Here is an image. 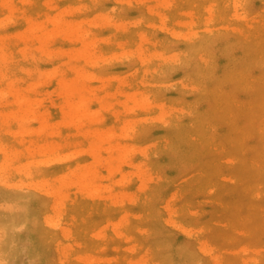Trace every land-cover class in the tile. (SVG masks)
<instances>
[{
  "label": "rangeland",
  "instance_id": "1",
  "mask_svg": "<svg viewBox=\"0 0 264 264\" xmlns=\"http://www.w3.org/2000/svg\"><path fill=\"white\" fill-rule=\"evenodd\" d=\"M12 1L0 0V113L15 111L0 137L11 127L32 148L16 168L37 165L0 182V239L15 250L0 264H264V0ZM56 15L50 33L81 23L78 35L31 34ZM43 152L73 160L38 165ZM85 162L90 178L69 184L95 193L64 191L55 208L51 174ZM49 215L58 227L38 239ZM18 219L16 233L2 227Z\"/></svg>",
  "mask_w": 264,
  "mask_h": 264
},
{
  "label": "bare ground",
  "instance_id": "2",
  "mask_svg": "<svg viewBox=\"0 0 264 264\" xmlns=\"http://www.w3.org/2000/svg\"><path fill=\"white\" fill-rule=\"evenodd\" d=\"M5 1V2H4ZM7 2V3H6ZM3 3H4V6L5 7H7L8 6V4H11V3H13V1L12 0H3ZM5 3L7 4V6L5 5ZM11 7H9L8 9L9 10H12V8L10 9ZM62 15V14H61ZM59 16H60V14H59ZM58 15H56L55 17H54V20H52V18H45V19H43L42 21V23H33L32 21H30V24H31V27H30V29H31V34H33V33H35L37 30H40V32H41V30H42V33L43 34H45V32H47L49 29L47 28V24L48 23H50V24H56V23H60L59 22V18L61 17H59ZM11 16L9 15L8 17H7V19L5 20V21H7V20H9V18H10ZM59 17V18H58ZM61 20V19H60ZM69 23H70V21H69ZM72 23V22H71ZM54 24V25H55ZM68 23H66V25H67ZM53 25V26H54ZM80 25H81V23H76L74 26H72V24H71V28L70 29H67V30H65V28L63 29V31L61 32L60 31V33H57V32H59V30L60 29H57V27L55 26V28L54 27H52L53 28V32L52 33H50L51 31H48L46 34H49V36H53V35H51V34H53L54 33V35L57 33V35L56 36H58V37H67L68 36V34L70 33V32H72L71 34H75L77 31H75V29L77 30V28H78V26L80 27ZM41 26V27H40ZM57 26H58V24H57ZM68 28H69V24H68V26H67ZM51 28V29H52ZM59 28V27H58ZM57 29V30H56ZM79 29V28H78ZM47 30V31H46ZM55 30V31H54ZM73 31L75 32V33H73ZM56 32V33H55ZM38 34V33H37ZM45 34V35H46ZM77 35H78V32L76 33ZM44 35V36H45ZM33 36V35H32ZM31 36V37H32ZM43 36V37H44ZM47 36V35H46ZM30 37V38H31ZM35 39H37L38 38V36L36 37L35 36V34H34V36H33ZM33 37H32V39H33ZM53 37H55V36H53ZM40 38V37H39ZM42 38V37H41ZM80 38V37H79ZM27 40H29V39H27ZM32 41V40H31ZM42 42H41V44L43 43V45H45L44 43L45 42H43L44 40L42 39L41 40ZM46 41V40H45ZM79 42L81 43V48H80V52L78 53V54H81L82 55V53L84 54L85 52H86V56L88 57V58H86V61H88L89 60V58L91 59V55L90 56H88V53L90 52V51H88L89 49V45H90V43H85L81 38L79 39ZM97 43H98V41H96ZM91 43L93 44V42L91 41ZM86 44H89V45H87L86 46ZM43 45L41 46V48H43ZM95 45V42H94V44L92 45V46H94ZM26 47V46H25ZM88 47V48H87ZM22 48L24 49V46H22ZM31 48V47H30ZM20 50H21V47L19 48ZM22 49V50H23ZM26 49V48H25ZM86 49H88L87 51H86ZM43 50V49H42ZM29 51H30V49H29ZM28 51V52H29ZM88 52V53H87ZM3 53V52H2ZM85 55V54H84ZM83 55V56H84ZM81 58L82 59H84L82 56H81ZM79 59H80V55H79ZM78 59V60H79ZM88 59V60H87ZM91 63H92V61H91ZM86 64H87V62H86ZM58 68V67H57ZM59 70V69H58ZM76 73H78V71H75ZM62 73V72H61ZM54 75V74H53ZM57 75V74H56ZM80 75V74H79ZM55 76V75H54ZM60 78V77H59ZM58 78V79H59ZM76 78V77H75ZM86 78H89V77H86ZM57 80V79H56ZM74 80V79H73ZM61 81V80H60ZM59 81V82H60ZM74 82H76V80H74ZM30 90V89H29ZM31 91V90H30ZM21 94V93H20ZM23 94H24V92H23ZM21 94V95H18L17 94V96L18 97H21L22 98V101H26V102H29L30 103V101L33 99V98H31L32 96H29L28 95V93H26V94ZM128 97H127V100H128V103H129V101H130V99H129V96H132L133 97V94L132 95H127ZM136 95L134 94V97H135ZM134 97L131 99V100H133V102L132 103H134V101L136 100V99H134ZM124 99H126L125 98V96H124ZM123 99V100H124ZM84 101H85V99L82 101H79V102H81V103H79V104H76L77 106L74 108L75 110H73L74 112V114H76L77 113V110L78 111H83L85 108L83 107L84 105H86V102H85V104H84ZM123 102H125V104L127 103V101L126 100H124ZM131 103V102H130ZM28 104V103H27ZM84 104V105H83ZM20 105V104H19ZM133 105V104H132ZM134 105H135V103H134ZM87 106V105H86ZM127 106V105H126ZM83 108V110H80V109H82ZM13 108L14 107H12V106H8V107H6V109L4 110V112H2V113H7V114H4V115H8L9 116V114L11 113V115H12V113H14V111H13ZM28 109H29V106H28ZM77 109V110H76ZM20 110V109H19ZM76 112V113H75ZM2 113H0V116H1V114ZM25 113V112H24ZM24 115V114H23ZM27 116H28V114H27ZM74 116V115H73ZM76 116H77V114H76ZM16 118V117H15ZM19 118H22V115H20V117ZM27 118V117H26ZM25 117H23L22 118V122H26V120H28V119H26ZM72 118V117H71ZM42 119H43V117H42ZM17 120V119H16ZM44 121V120H43ZM42 121V122H43ZM74 121V120H73ZM59 122V121H58ZM61 122H62V120H61ZM60 122V123H61ZM18 123V122H17ZM65 123V122H64ZM63 123V124H64ZM19 124H21L20 123V121H19ZM45 124V123H44ZM44 124H42V128L43 129H45V127L46 126H48V128H50V126L52 125H50V124H48V125H44ZM54 125L56 126V125H58L59 126V124H56V123H54ZM68 125V124H67ZM70 125H71V123H70ZM20 126H23V125H20ZM55 126L53 127V128H55ZM64 126V125H63ZM24 127V126H23ZM22 127V128H23ZM47 128V127H46ZM52 128V127H51ZM53 128L51 129L52 131H53ZM57 128L58 127H56V130H57ZM76 128V127H75ZM24 129V128H23ZM42 129V131L40 130V133H43V131H45V133L47 132V131H49V130H47L46 131V129L45 130H43ZM55 130V131H56ZM26 131V130H25ZM30 131H31V129H30ZM21 132V131H20ZM24 132V131H23ZM57 132V131H56ZM4 133V134H3ZM16 135H18L16 132H14V130L10 127L9 129L7 128L6 130H4L3 132H2V136L0 137V182H3L4 183V181H2V179L5 177V174H7L8 172L10 173L11 172V175H12V171H10V169L12 168H14L15 166H17L16 165V162H18V159L17 158H20V157H22L21 155H22V153H23V150H27L28 152H31V147H30V145L29 144H22V143H24L25 141H22V139L21 140H17L15 137H14V135L15 134ZM22 133V132H21ZM36 133H38L39 134V132H36ZM49 133V132H48ZM52 133V132H51ZM50 133V134H51ZM20 134V133H19ZM22 134H24V133H22ZM49 134V135H50ZM55 134V133H54ZM37 135V134H36ZM55 135H59V133H56ZM69 135V134H68ZM60 136V135H59ZM109 136V135H108ZM111 136V135H110ZM109 136V138H111ZM106 137V136H105ZM64 139V138H63ZM107 139V138H106ZM26 140V139H25ZM103 140V139H102ZM31 141V140H30ZM61 141V140H60ZM60 141H57V143H56V141H55V143L54 144H56V145H53L52 143H53V141H51L52 143H48V144H52L51 146L49 145H47V144H45V143H41V144H39L38 146H37V148L40 146V148L41 149H43V151L45 152V151H48V152H50L51 150H58V148H59V146H60V144L61 143H59ZM106 141H108V140H106ZM18 142H20V143H18ZM33 142V141H32ZM30 143V142H29ZM65 143V142H64ZM90 143V142H89ZM30 144H32V143H30ZM42 144H45V146L47 147L48 146V148H46L44 145H42ZM91 144V143H90ZM34 145V144H33ZM74 147L76 148L77 146V144L76 143H74ZM99 145L100 144H98L97 145V148H99ZM60 147H62V146H60ZM73 147V148H74ZM81 146H79V148H80ZM78 148V147H77ZM76 148V149H77ZM102 147H100V149H101ZM40 149V150H41ZM81 149V148H80ZM80 149H77V151L76 150H74L75 152H72V154L74 153H76L77 152V155L79 154V155H82L83 156V158H87V156L90 158V160H89V162H90V164H93L94 163V161H97L98 159H99V156H100V152H98V153H96V154H94V155H92V156H90V155H88V154H86L85 152H82L83 154H80L81 152L80 151H82V150H80ZM86 149V148H85ZM94 149V148H93ZM96 149V148H95ZM33 150H34V148H33ZM32 150V151H33ZM38 150V149H37ZM61 150V149H60ZM59 150V151H60ZM79 150V151H78ZM84 150V149H83ZM42 151V150H41ZM124 152H125V149L123 150ZM43 152V154L44 155H42L41 157H43V159L41 160L40 158H39V160L40 161H35V162H37L38 163V165H42V164H46V163H48L49 161H51V160H56V161H58V163H68V160L72 157V154L71 155H69V154H65V156L63 157V155H62V157H59V154L57 153V157L58 158H55V157H53V158H49L50 157V155H49V161H47L44 157H46V153H48V152H46V153H44ZM54 152V151H53ZM80 152V153H79ZM121 152V151H120ZM41 154H42V152H41ZM56 154V153H55ZM55 154H54V156H55ZM86 154V155H85ZM125 154V153H124ZM61 155V154H60ZM76 155V154H75ZM78 155V156H79ZM52 156V155H51ZM74 157V156H73ZM24 158V157H23ZM55 158V159H54ZM101 158H103V157H101ZM100 158V159H101ZM122 158H124L123 156H122ZM75 159V158H74ZM92 159V160H91ZM20 160H22V159H20ZM37 160V159H36ZM71 160H73V159H71ZM71 160H69V161H71ZM94 160V161H93ZM31 161H34V160H30V162ZM92 161H93V163H92ZM121 161V160H120ZM28 162V161H27ZM26 162V165H24V166H26L27 167V164L29 163L30 164V162H28L27 163ZM20 164H24V163H20ZM31 164H34V163H31ZM30 164V165H31ZM36 164V163H35ZM34 164V165H35ZM78 163H76V165H77ZM80 164V163H79ZM19 165V164H18ZM37 165V164H36ZM80 165H82V164H80ZM80 165H79V167H80ZM83 165H85V166H83V168H79L78 166H76V167H78V168H76V169H71V168H68V169H66V167L63 169V171H62V173H61V175L59 176V174L57 175V174H51V175H53V176H51L50 178H51V180L54 182V184L56 183L57 184V186L59 187V190L56 192V191H54L55 190V188L54 189H51V191L50 192H52L51 193V195L52 196H54L55 198H54V202L55 201H57L56 202V206H54L55 208H57V207H59L60 209L63 207V206H65L64 204H65V202H63V204L61 203L62 202V199H63V196H65V194H66V196H67V193H68V195L70 194L69 192L73 189V188H76V185H75V187H74V184H72V185H70L69 183L72 181V179H70L69 180V176H73V175H77L76 177H78V178H80L81 179V177H84L83 179H85L86 177H89L90 178V176H88V173L91 175V169L89 170V171H87L89 168V166H86V162L85 163H83ZM87 165H88V163H87ZM21 166V165H20ZM20 166L19 167H17L18 168V170H20L21 172H17L16 171V176L17 175H19V177H20V179L22 178V176H24V175H22V174H25V173H27V172H24V173H22L24 170H26L27 171V169H26V167H24V169L23 170H21V168H20ZM84 167H86V168H84ZM16 168V167H15ZM14 168V169H15ZM17 168L15 169V170H17ZM20 168V169H19ZM23 168V167H22ZM30 168V167H29ZM34 168V167H33ZM33 168H32V170H33ZM35 169H36V167H35ZM35 169H34V172H35ZM39 169V168H38ZM66 169V170H65ZM82 169V170H81ZM85 169V170H84ZM14 170V171H15ZM30 170H28V173H29V175H28V173L27 174H25V176L27 177V175H28V177H31L30 179H32V178H34V175H35V173H33V175H31V171L29 172ZM84 171V172H83ZM93 172H95L94 170H92ZM79 172H81V174H82V176H80L79 175ZM86 172H88V173H86ZM96 173V172H95ZM15 174H13V176L15 175ZM31 175V176H30ZM37 175V174H36ZM38 175H40V174H38ZM44 175H46V176H49V175H47L46 174V171L44 172ZM43 175V176H44ZM80 177H79V176ZM59 176V177H58ZM62 176V177H61ZM93 176H94V174H93ZM93 176H91V177H93ZM73 177H75V176H73ZM72 177V178H73ZM23 178H25V177H23ZM42 178H44V177H42ZM50 178H48L47 180H48V183H52V181H50L49 182V179ZM5 180H6V178H4ZM19 179V178H18ZM28 179V178H27ZM29 179V180H30ZM74 179V178H73ZM7 180H9V178L7 179ZM25 180V179H24ZM24 180H22V182H19V184H16L15 182H18V181H15L14 182V184H10L9 183V181L7 182V181H5L6 183H9L8 185H10V186H7V187H11V189L12 188H15V190L16 189H20V188H22V186H23V181ZM34 180V179H33ZM33 180H32V182L30 181V182H28L27 180V184L28 183H32L31 184V186H33V187H31V188H34V184H33ZM37 180V179H36ZM40 180V179H39ZM47 180H41V182L40 181H38L37 180V186L40 184V183H42V181L43 182H46L47 183ZM20 181V180H19ZM76 181V180H75ZM89 181V180H88ZM11 182V181H10ZM40 182V183H39ZM80 182V181H79ZM22 185H21V184ZM46 183H42L43 185H39L37 188H38V190H41L42 191V189H43V191L42 192H44V190H45V185L44 184H46ZM82 183H83V181H82ZM86 183H87V181H86ZM0 184H2V183H0ZM53 184V183H52ZM52 184H50L49 186H51ZM83 184H85V183H83ZM3 185H7V184H3ZM24 185H25V187H26V184L24 183ZM47 185V184H46ZM28 186L30 187V184H28ZM54 187H55V185H53ZM53 186H51L52 188H53ZM56 186V189L58 188ZM80 186V185H79ZM84 186V185H83ZM45 187V188H44ZM48 187V186H47ZM50 187V188H51ZM84 187H86V186H84ZM93 187V186H92ZM95 187V189H96V186H94ZM94 187L92 188L93 190H95L94 189ZM37 188H35V189H37ZM49 188V187H48ZM47 188V189H48ZM83 187H81V188H76V189H81L82 190V192L83 191H85V189H87V188H89V187H87V188H83ZM26 189H28V188H26ZM46 189V191H45V193L48 191V193H49V195H50V192H49V190H47ZM71 189V190H70ZM89 189H91V188H89ZM92 189H91V192L93 193H95V191H92ZM68 190H70L69 192H67ZM78 190H76V191H78ZM81 190H79V192L81 191ZM64 191H66V193L65 194H63L64 193ZM53 192H55V193H53ZM87 192V191H86ZM90 192V193H91ZM38 193V192H37ZM47 194V193H46ZM63 195V196H62ZM65 196V197H66ZM64 197V198H65ZM65 200V199H64ZM63 205V206H62ZM55 208H53V209H55ZM59 208H57V209H59ZM54 211V210H53ZM55 212V211H54ZM47 215V214H46ZM50 217L49 218H51L50 220H49V222H47L48 220H46L47 218H48V216L45 218V221H43L42 222V224L40 223V226H39V233H38V236H37V238L39 239V238H41L42 236H43V234H44V228H43V224H46L47 225V223H48V225H51V226H54L55 228L56 227H58V223L56 222V221H53L54 219L52 218V216L51 215H49ZM53 219V220H52ZM21 225H23V222L21 221V219H18V220H13V221H9L8 223H5V224H3L2 225V227L4 228V229H7V230H10L13 234L14 233H16V232H14V230L15 229H17V228H19ZM45 226V225H44ZM64 231H67V233H68V230H66V229H64L62 232H64ZM65 233V232H64ZM67 233H65V237L67 238L68 236H66V235H69V234H67ZM17 237V239L18 240H22V236L21 235H16ZM59 241H61V240H59ZM58 241V242H59ZM0 243H1V247H0V254L2 255V258H5V256L6 255H14V253H15V250H11L12 248H14V247H12L11 245H10V239L9 238H5V239H3V240H1L0 239ZM32 243H33V245H34V247H35V243L32 241ZM59 246V245H58ZM57 246V247H58ZM37 247V246H36ZM29 248H31V249H33L32 247H29ZM33 251V250H32ZM32 251H31V253H32ZM34 252V251H33ZM34 255H35V253H34ZM11 256V257H12ZM3 260V259H2ZM4 261V260H3ZM18 261H20V260H18Z\"/></svg>",
  "mask_w": 264,
  "mask_h": 264
}]
</instances>
